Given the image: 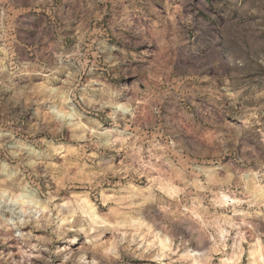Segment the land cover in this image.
Listing matches in <instances>:
<instances>
[{
    "label": "clouds",
    "instance_id": "clouds-1",
    "mask_svg": "<svg viewBox=\"0 0 264 264\" xmlns=\"http://www.w3.org/2000/svg\"><path fill=\"white\" fill-rule=\"evenodd\" d=\"M0 264H264V0H0Z\"/></svg>",
    "mask_w": 264,
    "mask_h": 264
}]
</instances>
